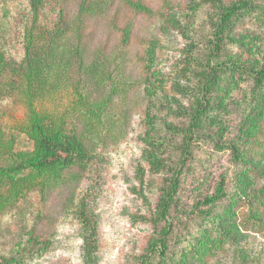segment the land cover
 <instances>
[{
  "label": "rangeland",
  "instance_id": "obj_1",
  "mask_svg": "<svg viewBox=\"0 0 264 264\" xmlns=\"http://www.w3.org/2000/svg\"><path fill=\"white\" fill-rule=\"evenodd\" d=\"M126 1L110 0L108 10L88 16L83 31L89 55L103 48V58L114 56L109 68L120 64L119 81L127 82L115 98H123L116 109L120 132L107 148L91 150L58 192L31 191L0 215V256L15 264H235L234 250L242 246L264 262V231L243 228L250 217L264 222V77L258 75L264 70V0H246L248 7L228 22L217 56L212 39L221 9L239 0H131L152 14ZM79 2L47 1L38 27L74 32ZM30 19L29 0H0V50L11 63L24 57ZM11 65L0 71V123L8 137L16 133L18 149H30L33 142L17 131L27 109ZM217 65L224 70L187 150L192 115ZM70 91L62 87L43 107H64ZM70 128L81 132L75 120ZM221 183L223 195L209 201ZM83 218L96 234L93 259L87 258L91 230ZM164 230L162 252L157 242Z\"/></svg>",
  "mask_w": 264,
  "mask_h": 264
},
{
  "label": "trees",
  "instance_id": "obj_2",
  "mask_svg": "<svg viewBox=\"0 0 264 264\" xmlns=\"http://www.w3.org/2000/svg\"><path fill=\"white\" fill-rule=\"evenodd\" d=\"M47 1L49 0H29L31 19L24 28L23 59L11 63V59L0 50V71L8 68V62L12 64L11 71L16 75L18 84L15 88H18V94L27 109L26 121L17 126V131L33 142L30 149H18L16 133L8 137L0 123V215L18 208L22 198L31 191L39 190L43 196L53 191L58 192L75 178L73 168L88 162L91 150L93 152L94 148L100 146L107 148L109 137L116 138L120 132L117 128L119 123L116 109L123 98L119 101H115V98L127 85V82L119 81L121 66L113 64L111 70L109 66L113 63L114 56L109 60L103 58V48L90 56L88 47L83 44L86 19L100 9L108 10L110 0H80L75 20L71 23L72 26L75 23L77 29L67 32L59 26L51 33L38 27L40 9ZM126 2L136 12H153L142 2ZM247 7L246 0H239L221 9L217 30L212 39L214 56L222 50L228 22ZM73 33L79 35V42L75 41ZM123 39L124 42L130 41L126 34ZM115 54L123 55L119 51ZM231 67L233 65L226 68ZM220 68L221 65L210 67V77L204 85L202 99L192 115L187 150L194 137V130L200 126L210 107L212 88L218 84L219 73L224 70ZM258 75L264 77V70L259 71ZM66 86L71 90L67 105L61 108L55 105L53 109L43 107L42 103L50 95L57 99L55 95ZM71 120L80 125L81 132L71 130ZM233 153L235 158H239L238 148L233 147ZM177 186L178 179H175L163 204L164 218L168 216ZM223 193L221 183L217 195L209 201L220 198ZM83 219L91 230V237L87 240L90 251L87 258L93 259L96 248L93 238L96 234L91 229L90 222ZM249 227L254 228L255 232H263L264 222L250 217L243 225L245 230ZM167 234L168 230H164L157 242L161 244L162 252L167 247ZM233 260L235 264H264L259 256L252 255L242 246L234 250ZM0 264H15V260L0 256Z\"/></svg>",
  "mask_w": 264,
  "mask_h": 264
}]
</instances>
